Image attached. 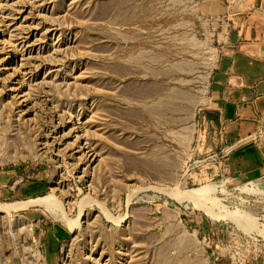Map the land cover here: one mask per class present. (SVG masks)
<instances>
[{"label":"rangeland","instance_id":"1","mask_svg":"<svg viewBox=\"0 0 264 264\" xmlns=\"http://www.w3.org/2000/svg\"><path fill=\"white\" fill-rule=\"evenodd\" d=\"M221 7L0 0V189L49 187L0 190V264H191L175 252L181 232L162 228L164 207L264 236V178L197 177L211 165L181 147L175 78L162 79L207 58V31L228 23L210 17Z\"/></svg>","mask_w":264,"mask_h":264},{"label":"crops","instance_id":"2","mask_svg":"<svg viewBox=\"0 0 264 264\" xmlns=\"http://www.w3.org/2000/svg\"><path fill=\"white\" fill-rule=\"evenodd\" d=\"M207 2L222 6V14H211V18L228 20L207 31L205 53L209 55L203 62L167 67L162 76L163 81L175 78L173 94L166 98L182 104L177 130L183 140L181 147L186 154L194 145V162L211 165V170L196 174L207 182L224 176L237 183L264 178V137L255 145H243L264 126V0ZM0 190L4 196L27 199L46 194L49 187L44 180H35L13 191L6 185ZM162 213V228L169 225L181 232L173 237L175 252L185 255L183 261L191 264H216L226 252L222 242L228 244L232 235L238 237L235 232L240 234L232 227H216L193 208L164 207ZM189 225L194 227L191 234L185 231ZM257 236L264 241V236ZM246 256L248 264H263L264 258Z\"/></svg>","mask_w":264,"mask_h":264},{"label":"built area","instance_id":"3","mask_svg":"<svg viewBox=\"0 0 264 264\" xmlns=\"http://www.w3.org/2000/svg\"><path fill=\"white\" fill-rule=\"evenodd\" d=\"M264 137V126L253 134L251 137L245 139L250 142H259ZM225 254L217 258L216 264H248L247 253H250L253 259L264 258V241L259 236H252L243 234V236L232 235V239L225 247Z\"/></svg>","mask_w":264,"mask_h":264},{"label":"bare ground","instance_id":"4","mask_svg":"<svg viewBox=\"0 0 264 264\" xmlns=\"http://www.w3.org/2000/svg\"><path fill=\"white\" fill-rule=\"evenodd\" d=\"M248 182H249V181H248ZM254 182H255V181H254ZM179 196H180V194H179ZM184 196H185V195H184ZM180 198H182V195L180 196ZM184 198H185V197H184ZM192 201H193V200H192ZM12 207H13V206H12ZM3 208H4V207H3ZM6 209H7V208H6ZM6 209H5V210H6ZM11 209H12V208H11ZM0 211H3L2 208H1ZM7 211H8V210H7ZM71 225H72V223H71Z\"/></svg>","mask_w":264,"mask_h":264}]
</instances>
